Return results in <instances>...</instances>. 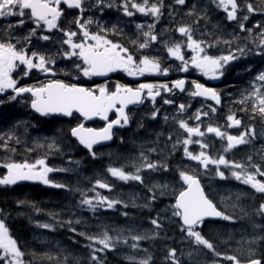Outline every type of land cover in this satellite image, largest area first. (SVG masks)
<instances>
[{
    "label": "snow or ice",
    "instance_id": "obj_1",
    "mask_svg": "<svg viewBox=\"0 0 264 264\" xmlns=\"http://www.w3.org/2000/svg\"><path fill=\"white\" fill-rule=\"evenodd\" d=\"M212 3L215 8L222 10L227 22L236 23L237 28L231 34L232 39L221 41L219 37L208 38L209 34L200 26L202 20H207L208 12L199 4V0H171L167 6L164 0H139V2L116 0L115 3L114 0H0V21L5 22L0 24V94L11 90L6 97L8 102L16 101L18 97L22 98L25 93L30 94L31 108L44 116L61 114L72 117L75 112L85 119L98 116L108 121L109 112L115 110L117 119L109 121L104 128L99 130L85 128L83 123H80L70 129L71 137L83 145L93 158L96 156L93 146L102 141L112 140L114 126L129 124V115L125 112L128 105L143 104L147 101L152 105L149 109L151 120H156L161 115L160 108L156 106L157 97H160L162 105H176L177 113L172 119L178 124V128L186 133L183 139L178 136L173 140L172 133H169L161 145L158 135L156 141L152 142L154 146L148 148L147 154L143 150L140 152L139 163L134 165V171L126 172L116 167L108 169L112 177L123 182H136L145 190L143 207L150 205L158 207L157 202L167 196L169 187L168 184L146 183L145 174L151 176L154 172L168 173V159L181 147L183 156L189 161L197 162V166L205 171L212 165L216 175L221 179H227L225 171H221L223 166L235 180L264 194V157L261 162L253 160L251 155L246 156L242 161H236L226 158L223 154L239 145H248L254 141L257 138L255 128L251 124H243V117L238 118L236 113L232 112L226 116L224 125L213 126L209 123L204 126L203 131L201 130L203 123L201 118L209 117V113L215 114L217 107L222 104L221 94L216 88L186 78L158 83L145 82L135 88L117 82L111 89L107 83L89 88L55 78L59 71L56 68L57 57L71 62L76 79L108 77L110 73L117 71H122L133 78L146 75L168 77L171 71L188 73L190 69H194L210 80L221 78L229 64L245 58L249 53L264 58V24L257 23L246 27L250 14L259 12L264 16V0H257L255 6L248 0H240V2L212 0ZM165 7L169 9L170 18L173 13L182 17L172 29L179 34L177 39H165L156 30V23L163 15ZM113 8L129 19L140 15L151 17L153 20L152 23L135 24L136 39L130 41L132 50L129 45L109 38V35L116 36L122 33L121 27L113 25L109 30L107 27H100L99 21L93 18V14L103 16L106 9ZM68 15H72V20L63 24L62 18L66 20ZM11 18H16L15 23ZM94 24L97 25L96 31L90 30V26ZM73 27L75 30H72ZM254 31L255 35H253ZM237 33L244 35L237 36ZM56 34L60 36L58 42L53 39ZM237 39L242 42L237 43L233 48V40ZM41 41L48 43L41 45ZM221 42L227 46L226 54H211V50ZM52 43L56 44L54 52L48 47ZM249 44L252 47H249ZM160 47H163L169 60L173 61L172 64L164 66L160 57L150 51ZM41 48L43 51L40 50ZM34 70L52 78L46 83L41 82L38 86H21L20 79L29 76ZM245 70L251 71L250 68ZM13 73H17L18 78H14ZM177 93H186L189 98H203L205 102L214 103L196 109L188 119L197 123L195 126H190L187 120L179 117L191 108V104H177L172 98ZM3 103L5 100H0V104ZM240 103L242 112H247L249 105L251 106L249 119H255L258 115L264 120V71L259 72L250 81ZM168 119L169 117L165 115L164 120L167 122ZM140 127H143V124H140ZM231 128H235L238 134H230L227 129ZM206 134H214L216 138L227 142L223 153L210 155L206 151L208 145L203 142ZM193 137L196 139L194 140ZM20 143L21 138L15 130L0 133V149L10 156L16 152L15 145ZM192 144L199 145L201 150L196 154L189 151V145ZM37 146L44 147V145ZM47 150L60 151L57 141L48 143ZM165 151L168 152V156L164 155ZM153 153L156 154L155 159H150ZM0 167L7 170L6 174L0 177V185L3 186L16 185L21 181H38L55 188L68 187L51 179L49 174L67 172L70 169L49 166L46 155L31 162L27 159L17 161L9 158L0 164ZM257 176L260 179H257ZM175 178L177 183L181 184V188L173 194L174 203L166 205L150 217L149 224L153 226L151 236L147 233L131 236L133 241L131 248L137 249L141 240L154 239L166 232L167 226L174 223L182 235V242H189L197 253L207 250V253L219 260L227 261V264H241L237 255L222 254L214 243L202 234L207 224L216 221L234 222L235 217L213 203L205 194L197 175L178 169ZM95 188L112 191L110 184L100 180L96 181L93 191ZM80 205L87 206L94 214L100 209H112L116 205L128 207L124 201L103 196L99 192H95L91 197L82 196ZM258 212L264 215V204L260 205ZM3 214L4 210L0 209V264H24L25 253L21 250L17 239L10 235ZM122 214L128 216L127 212ZM75 223L79 225L81 221L76 220ZM67 224L70 231L88 241L85 247L89 250L90 264H106L105 257L108 252L115 251L120 244H128L127 238H121L122 232H117L116 235H110L109 230L96 234L77 232L71 220L67 221ZM43 227L48 229L52 226L44 224ZM257 240L264 242V235L246 242L248 245L246 264H264V252H260L257 257L256 249L252 247ZM142 251L147 252V249ZM177 251L174 247L166 250L165 259L168 264H183L182 259L177 256ZM188 255L192 256V253ZM129 260L134 258L129 257ZM150 260L151 257L148 256L137 264H149ZM67 261L68 257L64 256L63 260L56 258L54 264H67Z\"/></svg>",
    "mask_w": 264,
    "mask_h": 264
},
{
    "label": "trees",
    "instance_id": "obj_2",
    "mask_svg": "<svg viewBox=\"0 0 264 264\" xmlns=\"http://www.w3.org/2000/svg\"><path fill=\"white\" fill-rule=\"evenodd\" d=\"M240 108L228 109L227 114L232 112L237 116L246 118L251 113V107H248L247 112H242ZM254 124L264 126V120H261L257 115L255 119H249ZM51 127V126H50ZM158 129V135L161 139L165 136L166 125L161 124ZM257 138L250 144L242 147L245 154L251 155L253 160L261 162L264 157V131L256 130ZM21 145L25 144V133L19 134ZM150 141V144L141 145V143ZM152 139H131L120 150H115L112 155H99L93 158L89 153L83 151L77 146L74 147V152L65 153L60 156L50 155L48 157L51 166L57 169L68 168L67 172H53L50 178L58 183L67 185V188H55L44 185L40 182H18L16 185L3 186L0 185V209L4 210L3 218L9 229L10 235L17 239L21 250L25 253L23 260L24 264H54L56 258L63 260L64 256L68 257L67 264H90L88 260L89 250L85 247L88 241L70 231L67 221L71 220L77 232L100 233L103 230H109L110 235H116L117 232H122V239L127 238L128 244H120L115 251L107 253L105 260L106 264H137L138 261L151 257L149 264H168L165 259L166 250L169 248H177V256L182 259L183 264H196L190 253L187 241L182 242V235L178 228L173 223L167 226L166 232L161 233L154 239L141 240L138 243V248H131L133 241L132 235L147 233L153 234V228L149 224V219L154 216L157 211H161L166 205L174 203L172 195L167 194L156 205L143 207L145 203V190L136 182H123L110 177L108 169L110 167H121L127 169L126 172L134 171L133 163H139V154L143 150L147 154V150L153 147ZM161 142V141H160ZM73 143L67 141L66 146H73ZM218 150H224L221 147ZM233 150L228 151L229 158L238 159L239 155L234 154ZM155 153L150 156V159H155ZM165 156L168 152L165 151ZM182 157V147L175 151L168 159L169 172L159 173L154 172L151 176L145 174L146 183L155 184L154 177L162 178L163 180H176L177 162ZM1 161L11 158L17 161L27 159L20 157L19 150L9 155L0 149ZM183 158V157H182ZM71 161L72 163H69ZM78 162V163H77ZM181 164V163H180ZM5 169L0 167V176L5 174ZM106 174L109 181L106 182L112 186V191L93 187L99 178ZM221 182V181H220ZM231 181L219 183L217 186L220 190L231 188L232 197L234 200L237 194L233 193ZM235 188V187H234ZM211 190V189H209ZM95 192H99L103 196H108L114 199L122 200L128 204L127 208L122 205H116L112 209H100L95 214L91 212L87 206H81L80 201L82 196H94ZM210 197L219 202L218 194L209 191ZM258 198H261L258 196ZM133 201L135 204H133ZM154 209V210H153ZM127 212L125 217L122 213ZM76 220L81 223L77 225ZM44 224H49L51 228H44ZM229 223L225 221H216L207 224L204 232L206 238L212 241L217 250L220 247L223 238L227 236ZM54 229V230H53ZM113 229L115 231H113ZM147 249V252L142 251ZM181 253L183 255L181 256ZM51 257V259H49ZM133 257L134 260H129Z\"/></svg>",
    "mask_w": 264,
    "mask_h": 264
},
{
    "label": "flooded vegetation",
    "instance_id": "obj_3",
    "mask_svg": "<svg viewBox=\"0 0 264 264\" xmlns=\"http://www.w3.org/2000/svg\"><path fill=\"white\" fill-rule=\"evenodd\" d=\"M116 0H114V3ZM139 2V0H138ZM207 2V12L208 18L206 21H201L200 25L205 29V32H208L210 39H214L219 37L221 41L223 39H232V33L236 30L237 25L235 22H227L225 20V16L221 9L215 8V5L212 4L211 0H206ZM240 2V0H238ZM248 2H252L255 6L257 0H248ZM171 3V0H164V4L167 6ZM93 18L99 21L100 27H107L111 30L113 25H117L123 29V32L112 36L109 35L110 39H114L117 42L125 43L130 46V41L136 39V23H152L153 20L151 17H144L137 15L134 18H126L123 17L122 14L113 9H106L103 16L99 14H93ZM12 22L15 23L16 18H11ZM182 19L181 16H177L176 13H173L172 17H169V9L165 7L164 13L161 16L160 20L156 23V30H159L160 35L164 36L165 39H177L179 34L172 31L176 27V22ZM72 20V15H68L65 20L62 18V23L67 24ZM5 23L4 21H0V24ZM257 23L264 24V16H261L259 12L249 15V20L246 22V27L253 26ZM72 30H75L73 27ZM90 30L96 31L97 25L90 26ZM244 34L237 33V36H242ZM255 35V31L253 32ZM59 34L54 36V41H59ZM241 40H233V48L237 43H241ZM41 45L47 44L48 42H40ZM252 47L251 44L248 45ZM51 52L55 51L56 44L52 43L48 45ZM226 45L222 42L217 44L211 52L218 54H226ZM43 51V48L40 49ZM130 50L131 46H130ZM152 54L158 55L162 60L164 66H168L172 64L173 61L169 60L166 55L163 47L155 48L150 50ZM178 63V62H177ZM56 68L59 70L55 78L61 79L66 83H78L81 86L95 88L97 85L107 83L109 88L111 89L114 84L117 82L120 84H126L133 88L137 87L140 83L145 82H165L168 80H174L177 78H186L187 80H197L200 83H204L206 86L216 88L222 98V105L217 107V114L222 118L220 124H224V120L226 119L228 109H236L241 107V99L242 94L245 93V90L248 89L250 81L261 71H264V58L260 56L253 55L249 53L245 58L234 61L227 66L224 75L216 79L215 81H207L202 75L198 73H194L193 69H190L188 73H179L176 71H171L168 77L162 76H149L146 75L144 77L133 78L127 76L126 73L122 71H117L115 73H110L108 77H92L88 79L86 77H81L76 79V73L73 69V66L70 61L56 58ZM246 68H250L251 71H246ZM19 71V70H18ZM14 78H18L17 73H13ZM52 77L45 76L44 74L38 73L35 70L29 74V76L20 79V85H29V86H38L41 82L46 83L48 79ZM11 93V90H8V93L0 94V100H5V103L0 104V133H5L10 130H15L16 134L25 133V139L27 142L23 145H15L16 149L20 152V157H26L31 162L37 158H41L43 156H47V163L49 164L48 157L50 155L60 156L65 153H72V155H76L77 152H74V147L80 148L78 142L71 137L70 129L77 126L80 123H83L87 128L101 129L104 128L109 121L117 119V113L115 110L109 112V120L103 122L100 119H94L93 121L85 123V120L82 119L79 115L73 114L70 118H64L62 116H44L40 113H37L34 109L31 108V97L30 94H23V97H18L16 101L8 102L6 97ZM179 103H190L191 108H189L185 113L196 111L208 102L200 100L198 98L192 99L187 97L186 93H177L176 96L172 97ZM156 106L160 108V112L162 117L167 115L169 120L175 114V110H177L176 105H162L160 97H157ZM119 107V106H118ZM152 107L147 101L138 106L130 107L127 111L129 115V124L125 126H121L117 130H115V140L111 145L103 146L100 148L94 149L96 155H112V153L116 150L114 146L117 144L115 141L123 139V135L126 133L135 134L136 130L135 126L146 123L147 117L150 116L149 109ZM249 107H251L249 105ZM241 118L240 116H237ZM246 122V123H245ZM249 117L243 118V124H251L249 123ZM252 122V121H251ZM252 125V124H251ZM14 126H18L15 127ZM51 126V127H50ZM148 127V126H147ZM25 128L27 131L25 132ZM224 130V129H222ZM153 131V130H152ZM227 131L232 135H237L238 132L235 128L227 129ZM158 136V132L153 131L149 133L147 136L148 139L156 140ZM161 138V137H160ZM53 140L57 141V146L60 151H49L47 150V144L52 142ZM165 138L162 140L164 142ZM67 141L69 143H73L74 145L66 146ZM77 142V145H76ZM115 143V144H114ZM114 144V146H113ZM37 145H44V147H38ZM26 149H31V151H26ZM81 149V148H80ZM83 151H86L82 149ZM117 151V150H116ZM5 152V151H4ZM0 158V164H1ZM197 162L188 160V169L189 174H194L197 168H193ZM21 182H29V181H21ZM264 218V215H262ZM261 217V215L259 216ZM264 228V227H263ZM238 241H236L237 243ZM240 242V241H239ZM238 242V243H239ZM237 247V246H236ZM257 257H259L260 252H264V242L260 241L256 248ZM246 264V263H245Z\"/></svg>",
    "mask_w": 264,
    "mask_h": 264
},
{
    "label": "rangeland",
    "instance_id": "obj_4",
    "mask_svg": "<svg viewBox=\"0 0 264 264\" xmlns=\"http://www.w3.org/2000/svg\"><path fill=\"white\" fill-rule=\"evenodd\" d=\"M211 2H212V0H211ZM199 4L200 5H202L206 10H207V2H206V0H199ZM213 4V3H212ZM201 23V22H200ZM201 29L203 30V31H205V29L201 26ZM158 32H159V30H158ZM208 33V32H207ZM198 35V34H197ZM211 54H217V55H219L218 53H213V52H211ZM193 71H194V73H198V74H200L199 72H197L196 70H194L193 69ZM201 75V74H200ZM204 77V76H203ZM207 81H215V80H210V79H208V78H206V77H204ZM195 110H196V107H195ZM195 111H193V112H188L187 114H181L180 115V117L179 118H181V119H185V120H187V122L189 123V125L190 126H195V124L197 123L195 120H190V119H188V117L189 116H191L193 113H194ZM218 112V111H217ZM217 112H216V115H215V117H214V120L216 121V122H218V124L219 123H221V121H222V118L220 117V116H218V114H217ZM176 113H177V110H175V114L173 115V116H175L176 115ZM213 114L212 113H209V116H212ZM172 116V117H173ZM212 119V118H211ZM211 119H209V120H202L203 121V123H202V125H201V130L203 131L204 130V126L205 125H207V124H209V123H211V124H213V126H216L217 125V123H213L212 122V120ZM169 120V119H168ZM223 125V124H222ZM169 126H170V131L169 132H167V133H161V134H163L164 136H165V139L167 138V136H168V134L169 133H172V135H173V140H175L178 136L181 138V139H183L185 136H186V133H183V130H181V129H179L178 128V124L171 118L170 120H169ZM142 128V135L145 137V136H147L149 133H151L152 132V130L150 129V127H147L146 125H143V127H141ZM180 132H182L183 133V135L180 133ZM160 137V136H159ZM145 138H147V137H145ZM148 139V138H147ZM193 139L195 140L196 138L195 137H193ZM219 139V138H218ZM141 140H144V139H141ZM153 140V139H152ZM210 140H212L213 142L215 141V138H214V136H211V135H209V134H206V136L203 138V142L204 143H206L207 145H208V148L206 149V151L209 153V149H210V144H209V141ZM219 141L222 143V141L219 139ZM143 142V141H142ZM160 144L161 145H163L162 144V142H160ZM201 149H200V147H199V145H197V144H192V145H189V151H191V152H193L194 154H196V153H198L199 151H200ZM180 163H181V161L179 160L178 162H177V167H179L180 166ZM188 164V163H187ZM49 166H51V163H50V165ZM194 168H197V170L196 171H200L204 176H207L208 175V173H209V169L211 170V168H210V166H209V169L207 170V171H205L203 168H201V167H198L197 165H195V166H193V168L192 169H194ZM221 171H225V173L226 174H228V175H230V173L226 170V169H224V167L223 166H221ZM188 172V171H187ZM1 177V176H0ZM230 177H231V175H230ZM233 178V177H232ZM257 179H260V177L259 176H257ZM205 180H206V182L207 183H209L210 185H215V184H219V182L215 179V178H213V177H206L205 178ZM107 181V178H103L102 179V182H106ZM38 182V181H37ZM155 184H168V189H167V193L169 194V195H172L173 196V194L176 192V191H179L180 190V188H181V184L180 183H177V180H175V181H172V180H167V181H165V180H163L162 178H159V180L158 181H156L155 182ZM243 186L245 187V188H247V189H249L250 188V186L249 185H244L243 184ZM213 191L214 192H217L218 193V198H219V200H220V202H221V205H222V208L224 209V210H226V212L228 213V214H232V213H239V211L237 210V208H238V206H239V203L238 202H236V201H233L232 199H231V196L229 197V195H230V193H231V188H227V189H225V190H220V188L217 186V185H215L214 187H213ZM237 191V189L236 190H234L233 192H236ZM247 194H250L251 196H253V194H251L250 192L249 193H247ZM108 197V196H107ZM109 198H111V197H109ZM112 199H114V198H112ZM152 228H153V226H152ZM228 234H227V236L226 237H224L223 238V241L225 242V244H227L226 242L228 241H231V245H232V241H233V238H234V232L232 231H229V232H227ZM261 235H263V234H260V233H258V231L256 232V236H255V238H257V237H259V236H261ZM238 236V235H237ZM254 238V239H255ZM239 239H240V237H238V242H239ZM248 240H250V239H248V238H245V237H242V241H241V244H239L238 245V242L236 243V246L237 247H233L232 248V250H234V251H238L240 254H241V259H247V257H248V245H247V241ZM242 242H244V243H242ZM260 241L259 240H257V243L255 244V245H253L252 247L253 248H257V245H258V243H259ZM187 243H189V242H187ZM191 252L193 253V255L194 256H196V257H201V259H197V258H194V260L196 261V263L197 264H227V261H223V260H219V259H215V261H211V262H207V259L204 257V255H203V251H201V252H199V253H197V251H196V249L195 248H193L192 250H191ZM228 254V253H227ZM210 257L211 258H213L212 257V255L210 254ZM246 262L245 261H241V264H245Z\"/></svg>",
    "mask_w": 264,
    "mask_h": 264
},
{
    "label": "water",
    "instance_id": "obj_5",
    "mask_svg": "<svg viewBox=\"0 0 264 264\" xmlns=\"http://www.w3.org/2000/svg\"><path fill=\"white\" fill-rule=\"evenodd\" d=\"M212 102V101H211ZM131 106H134V105H128V107H131ZM127 107V108H128ZM127 108L125 109V112L127 111ZM75 113V112H74ZM73 113V114H74ZM76 114H79V113H76ZM53 115H59V114H53ZM80 115V114H79ZM65 117H67V116H65ZM82 117V116H81ZM67 118H69V117H67ZM83 118V117H82ZM96 118H99V119H101L100 117H98V116H96V117H93L92 119H86V122H89V121H91V120H94V119H96ZM101 120H103V119H101ZM105 121V120H104ZM119 126H114L113 127V130H112V132L114 131V129H116V128H118ZM112 141H113V138H112V140H109V141H102V142H100L99 144H96V145H94L93 146V149L95 148V147H99V146H102V145H107V144H111L112 143ZM81 147H83L84 149H86L83 145H80ZM87 150V149H86ZM201 183V182H200ZM201 186H202V184H201ZM203 187V186H202ZM205 191V190H204ZM206 194V193H205Z\"/></svg>",
    "mask_w": 264,
    "mask_h": 264
},
{
    "label": "bare ground",
    "instance_id": "obj_6",
    "mask_svg": "<svg viewBox=\"0 0 264 264\" xmlns=\"http://www.w3.org/2000/svg\"><path fill=\"white\" fill-rule=\"evenodd\" d=\"M152 132H153V131H152ZM163 139H164V138H163ZM163 139L160 138V141L162 142V144H163V141H162Z\"/></svg>",
    "mask_w": 264,
    "mask_h": 264
}]
</instances>
